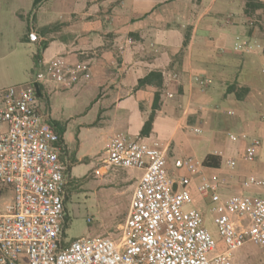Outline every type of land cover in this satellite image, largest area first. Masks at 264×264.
Returning a JSON list of instances; mask_svg holds the SVG:
<instances>
[{"label":"crops","instance_id":"obj_1","mask_svg":"<svg viewBox=\"0 0 264 264\" xmlns=\"http://www.w3.org/2000/svg\"><path fill=\"white\" fill-rule=\"evenodd\" d=\"M1 1L8 3L6 13L14 17L25 19L30 13L14 3L17 0ZM57 3L54 12L47 13L40 20L42 24L33 25L17 47L24 46L27 37L39 49L46 43L38 57L43 69L59 55L89 68V79L71 87L52 81L40 84L37 106L43 108L49 121L60 122L53 110V98L62 102L69 89L76 97L86 90L100 91L96 101L101 100V187L111 188V182L124 181L133 195L143 174L141 169L117 168L107 162L110 138L122 132L159 145L165 151L171 176L190 178L187 188L193 201L186 208L199 210L204 221L209 215L215 216L213 209L220 201L234 195L264 198V186L247 185L250 176L264 180V52L234 49L238 38L264 40V0ZM151 72L162 76L139 87V81ZM201 79L208 82L203 84ZM157 93L160 106L155 109ZM154 111L151 130L143 135ZM256 139L260 141L256 157L247 161L244 154ZM63 141L60 158L67 166L68 196V178H79L71 172L85 157L71 151L66 128ZM208 155L212 156L210 165H204ZM189 157L201 162L197 173L185 167ZM229 160L235 165L230 166ZM118 170L131 177L120 176ZM203 176L218 179V199L199 191ZM234 218L239 224L248 223L247 219ZM71 240L65 230L64 241ZM217 242V250L225 251L223 240ZM245 253L251 256L248 250Z\"/></svg>","mask_w":264,"mask_h":264},{"label":"built area","instance_id":"obj_2","mask_svg":"<svg viewBox=\"0 0 264 264\" xmlns=\"http://www.w3.org/2000/svg\"><path fill=\"white\" fill-rule=\"evenodd\" d=\"M234 49L264 52V40L238 38ZM89 77L86 65H74L59 55L30 83L0 88V180L14 192L0 206V264H234L232 252L247 242L264 246L263 197L237 194L214 207V222L226 247L219 252L202 213L186 208L193 201L187 188L190 178L171 176L159 145L122 132L110 138L107 162L141 169L143 174L120 239L97 236L65 242L67 166L60 158L64 148L37 106V86L52 81L67 88ZM259 144L256 139L244 159L253 161ZM184 165L197 173L201 162L189 157ZM247 185L264 186V180L250 176ZM217 189L216 177H202L201 193L218 199ZM234 216L248 223L239 224Z\"/></svg>","mask_w":264,"mask_h":264},{"label":"rangeland","instance_id":"obj_3","mask_svg":"<svg viewBox=\"0 0 264 264\" xmlns=\"http://www.w3.org/2000/svg\"><path fill=\"white\" fill-rule=\"evenodd\" d=\"M57 1L48 0L41 9L34 8V0L14 1L30 12L25 19L6 13L8 3L0 2V84L9 87L30 83L39 71L44 70L38 64L42 49L32 39L27 37L24 46H17L21 37L29 35L33 25L42 24L40 20L54 12L59 4ZM99 93L90 89L76 97L69 89L62 102L51 97L56 117L66 128L71 151L85 157V161L74 165L71 172L79 178H68L67 239L108 236L118 240L121 237L119 225L124 224L130 210L132 190L128 182H111V188L101 187V100L96 101ZM39 109L45 115L43 108L39 106ZM123 172L118 170L117 173L124 178L131 177ZM13 194V189L0 180V206L11 200ZM204 224L217 241L222 240L213 216L209 215ZM247 250L251 256H247ZM232 254L234 264H264V246L247 242Z\"/></svg>","mask_w":264,"mask_h":264},{"label":"trees","instance_id":"obj_4","mask_svg":"<svg viewBox=\"0 0 264 264\" xmlns=\"http://www.w3.org/2000/svg\"><path fill=\"white\" fill-rule=\"evenodd\" d=\"M48 0H34V8L37 9L39 6H41L44 2H46ZM252 2L249 1L248 3V6L249 7H252ZM260 5H263V4H260ZM46 47V43H44L42 45V49H44ZM161 73L159 72H151L149 75H147L146 77H144L143 79H141L139 81V87H142L150 82H152V80L154 78H158V77H161ZM40 84L37 86V96L38 98L40 97ZM159 98H160V93H157L156 94V99H155V104H154V107L155 109L156 108H159L160 104H159ZM154 115H155V111L151 114L149 120H147V122L145 123V127L143 129V135H148L150 130H151V126H152V122L154 120ZM48 120V119H47ZM49 124L53 127V129L56 131V133L59 135L60 137V140H61V143L63 144L64 141H63V134L65 132V128L64 126L61 125L60 122L56 121V120H48ZM212 158L211 155H208L205 160L203 161V164L204 165H210V159ZM68 218L69 216L66 214V217H65V230H66V225H67V222H68ZM65 230H64V236H65Z\"/></svg>","mask_w":264,"mask_h":264}]
</instances>
